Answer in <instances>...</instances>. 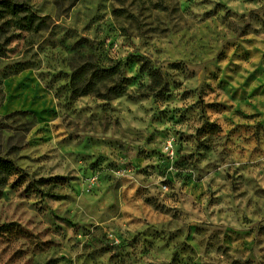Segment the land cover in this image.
I'll return each mask as SVG.
<instances>
[{
  "label": "rangeland",
  "instance_id": "obj_1",
  "mask_svg": "<svg viewBox=\"0 0 264 264\" xmlns=\"http://www.w3.org/2000/svg\"><path fill=\"white\" fill-rule=\"evenodd\" d=\"M6 1L0 264H264V0Z\"/></svg>",
  "mask_w": 264,
  "mask_h": 264
},
{
  "label": "trees",
  "instance_id": "obj_2",
  "mask_svg": "<svg viewBox=\"0 0 264 264\" xmlns=\"http://www.w3.org/2000/svg\"><path fill=\"white\" fill-rule=\"evenodd\" d=\"M0 3H6L5 5L7 7H11L14 15L18 13V6H16L15 4L7 2L6 0ZM3 52V44H0V55H2ZM16 171L17 168L12 161L0 156V197L3 193L5 185L8 182L9 177L12 176Z\"/></svg>",
  "mask_w": 264,
  "mask_h": 264
}]
</instances>
